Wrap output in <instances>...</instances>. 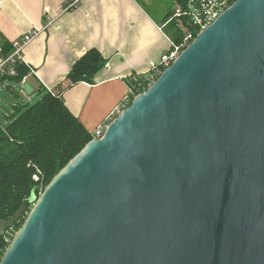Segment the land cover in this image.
<instances>
[{
	"label": "water",
	"instance_id": "obj_1",
	"mask_svg": "<svg viewBox=\"0 0 264 264\" xmlns=\"http://www.w3.org/2000/svg\"><path fill=\"white\" fill-rule=\"evenodd\" d=\"M25 217L0 264H264V0H236L0 240Z\"/></svg>",
	"mask_w": 264,
	"mask_h": 264
},
{
	"label": "crops",
	"instance_id": "obj_2",
	"mask_svg": "<svg viewBox=\"0 0 264 264\" xmlns=\"http://www.w3.org/2000/svg\"><path fill=\"white\" fill-rule=\"evenodd\" d=\"M67 2L0 0V39L12 45L33 29L42 31L23 52L32 94H40L42 87L58 92L62 86L68 110L93 136L130 98L132 80L143 77L172 47L167 16L179 4L173 0L169 8L165 0H83L64 13ZM92 49L107 61L105 68L92 83L69 86L68 74ZM3 59L0 43V63ZM7 86L25 94L11 79L0 83V90Z\"/></svg>",
	"mask_w": 264,
	"mask_h": 264
},
{
	"label": "trees",
	"instance_id": "obj_3",
	"mask_svg": "<svg viewBox=\"0 0 264 264\" xmlns=\"http://www.w3.org/2000/svg\"><path fill=\"white\" fill-rule=\"evenodd\" d=\"M185 5L187 0H175ZM236 0H231L232 5ZM174 14L169 13L167 19ZM168 21V20H167ZM172 32V41L179 44L184 37L177 21L168 24ZM188 27V25L186 26ZM189 29V27H188ZM2 55L6 58L13 51L12 45L0 39ZM107 61L102 54L92 49L87 52L72 68L67 76L70 85L79 82L92 83L95 76L105 68ZM17 75L4 77L1 82L11 79L22 86V80L29 75V68L16 65ZM131 82L134 98L146 92L152 86L148 77L142 75ZM14 96L21 97L19 89L6 87ZM58 92H49L42 87L41 98L33 104L13 103V112L5 116L7 122L0 120V220H8L21 208L23 202L37 197L52 179L76 156L94 137L90 135L67 108ZM36 168L44 175L43 187L33 180ZM25 218L14 228L16 232L23 226ZM7 249V244L0 240V262Z\"/></svg>",
	"mask_w": 264,
	"mask_h": 264
},
{
	"label": "built area",
	"instance_id": "obj_4",
	"mask_svg": "<svg viewBox=\"0 0 264 264\" xmlns=\"http://www.w3.org/2000/svg\"><path fill=\"white\" fill-rule=\"evenodd\" d=\"M83 0H68L63 8L64 13H69L76 10ZM231 0H187L185 5H177L174 9V14L168 19L167 25L171 22L177 21L180 24V29L184 32V37L179 44L173 42L172 47L165 54L159 63H154L151 70L144 75L148 77V81L153 83L158 77L168 69L196 39V37L212 25L218 17L226 11L231 5ZM188 25V27H186ZM41 30L33 29L26 33L20 40L12 43L13 51L0 63V83L1 79L10 76L17 75L16 65L26 64L23 56L24 49L33 41H35L40 35ZM29 68V67H28ZM30 69V68H29ZM33 73V71H31ZM27 83V78L22 80V86ZM48 90V89H47ZM49 92H53L48 90ZM130 103V98H126L122 107L110 115V118L104 126L98 128L93 136L94 139H101L108 125L119 116V114L127 108ZM36 172L33 175V180L36 183H40V186L44 184V175L40 169L36 168Z\"/></svg>",
	"mask_w": 264,
	"mask_h": 264
},
{
	"label": "rangeland",
	"instance_id": "obj_5",
	"mask_svg": "<svg viewBox=\"0 0 264 264\" xmlns=\"http://www.w3.org/2000/svg\"><path fill=\"white\" fill-rule=\"evenodd\" d=\"M165 1L167 3V6L170 8V6H172L171 2H173V0H165ZM13 87H15V86H13ZM24 93H25V91H24ZM25 94H23L22 97H16L6 87H3L0 90V120L3 122L2 124L7 122L5 116L8 115L9 113L13 112L12 104L14 102L15 103L20 102L23 104H33L41 98V95L38 94V91L34 94H27V93H25ZM40 187L42 188L43 185ZM41 193H42V191H41ZM41 193H38L37 198L41 195ZM15 234H16V230H15V228H13L7 232V234L4 238H2L4 243L7 244V248L9 246V244L11 243Z\"/></svg>",
	"mask_w": 264,
	"mask_h": 264
}]
</instances>
